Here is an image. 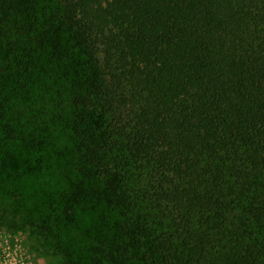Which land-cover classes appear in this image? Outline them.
Returning a JSON list of instances; mask_svg holds the SVG:
<instances>
[{
	"label": "trees",
	"instance_id": "obj_1",
	"mask_svg": "<svg viewBox=\"0 0 264 264\" xmlns=\"http://www.w3.org/2000/svg\"><path fill=\"white\" fill-rule=\"evenodd\" d=\"M47 150L52 264H264V0H0V164Z\"/></svg>",
	"mask_w": 264,
	"mask_h": 264
},
{
	"label": "rangeland",
	"instance_id": "obj_2",
	"mask_svg": "<svg viewBox=\"0 0 264 264\" xmlns=\"http://www.w3.org/2000/svg\"><path fill=\"white\" fill-rule=\"evenodd\" d=\"M61 133L62 131L58 130L53 132V135L57 136V144L58 136L63 138L58 146L64 147L67 137H63ZM58 146L57 148H59ZM14 153L17 156L21 154L23 158L27 156L23 147L16 148ZM28 156H31L34 162H37L36 164L41 162L46 168L40 173L27 174L22 166L5 168L0 164V178L14 179L13 184L21 185L18 192H22L17 198L9 196L5 192L0 194V207L2 208L0 216H3L6 221V225H0V264L54 263L56 257L48 239L49 234L46 232L40 236L39 229L31 223L33 219V223L42 224L43 217L37 214L31 219L26 215L25 210L35 207L34 205L37 203H51L58 196L67 192L69 184L77 183L81 178L74 170L75 155L73 154L65 153L63 156H58L55 151L47 150L42 153L36 151L28 153ZM14 207L21 211H14ZM82 208L83 212L80 214L82 226L86 227L95 223L98 219L95 212H88L84 207ZM49 212L44 215L47 216ZM50 217L53 221V218H56V213L52 211Z\"/></svg>",
	"mask_w": 264,
	"mask_h": 264
}]
</instances>
